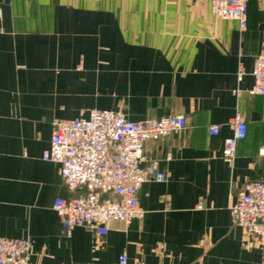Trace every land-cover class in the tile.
<instances>
[{"label": "crops", "instance_id": "1", "mask_svg": "<svg viewBox=\"0 0 264 264\" xmlns=\"http://www.w3.org/2000/svg\"><path fill=\"white\" fill-rule=\"evenodd\" d=\"M0 9V236L29 239V264H118L123 253L131 263L264 264V243L231 210L245 183L264 179V95L250 92L264 0H249L245 29L216 19L207 0H0ZM93 108L184 116L187 127L145 144V165L159 160L167 179L142 184L143 218L68 235L54 201L79 191L43 152L55 118ZM237 113L248 131L227 162Z\"/></svg>", "mask_w": 264, "mask_h": 264}, {"label": "built area", "instance_id": "2", "mask_svg": "<svg viewBox=\"0 0 264 264\" xmlns=\"http://www.w3.org/2000/svg\"><path fill=\"white\" fill-rule=\"evenodd\" d=\"M207 1L216 19L238 20L246 28L249 0ZM244 74V66L239 65V81ZM252 76L254 84L250 92L264 95V52L256 57ZM231 124L234 132L225 139L222 151L227 162H232L238 142L248 131L247 121L240 113ZM186 127L184 116L131 120L121 112L101 108L91 109L86 116L55 118L51 144L44 150L43 158L58 162L65 184L79 191L71 199L57 197L54 201L67 234L81 225L94 226L98 233L106 234L107 224L113 220L129 224L143 218L146 211L138 199L142 184L167 179L159 160L153 159L145 165V144ZM219 132L218 124L209 127L210 134ZM231 210L236 224L264 243V179L245 183ZM31 256L29 239L0 236V264H29ZM118 264L148 263H131L123 253Z\"/></svg>", "mask_w": 264, "mask_h": 264}]
</instances>
